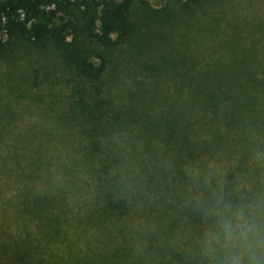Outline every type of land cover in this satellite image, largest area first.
<instances>
[{
	"label": "rangeland",
	"instance_id": "obj_1",
	"mask_svg": "<svg viewBox=\"0 0 264 264\" xmlns=\"http://www.w3.org/2000/svg\"><path fill=\"white\" fill-rule=\"evenodd\" d=\"M130 20L82 43L99 82L48 42L0 53V264H224L233 239L247 264L243 229L264 242V0H134Z\"/></svg>",
	"mask_w": 264,
	"mask_h": 264
},
{
	"label": "trees",
	"instance_id": "obj_2",
	"mask_svg": "<svg viewBox=\"0 0 264 264\" xmlns=\"http://www.w3.org/2000/svg\"><path fill=\"white\" fill-rule=\"evenodd\" d=\"M133 3L134 0H0V53L4 51L6 44L12 46L10 42L14 41L33 45L48 42L67 58L65 64H70L78 76L84 80L99 82L107 68L108 58L101 52L93 55L82 43L89 41L102 48H111L123 42L132 31L130 18ZM69 37L71 40L67 41ZM263 81L264 78L259 80L261 83ZM234 91L233 87L228 90V103L237 101V96L231 93ZM219 95H223L220 89ZM219 95H211L210 98L217 99ZM227 113L229 121L232 120L234 113ZM103 114L102 109L99 116ZM98 118L97 125H101L103 119ZM166 125L169 128L171 124L166 122ZM170 131L173 133L175 128H169ZM181 134L186 137V134ZM185 137L182 138L183 142ZM178 148L180 151L177 156L187 154L185 146L181 149L179 143ZM100 160L106 161V158ZM143 164L147 165V162L143 161ZM102 168L105 169L102 170L101 177L98 175V180L103 186L110 185V190H102L103 197L113 202L110 198L114 196L113 188H118L116 176L106 173L107 164L103 163ZM146 175L147 180H152L155 173ZM31 207L40 206L34 202Z\"/></svg>",
	"mask_w": 264,
	"mask_h": 264
},
{
	"label": "clouds",
	"instance_id": "obj_3",
	"mask_svg": "<svg viewBox=\"0 0 264 264\" xmlns=\"http://www.w3.org/2000/svg\"><path fill=\"white\" fill-rule=\"evenodd\" d=\"M240 236L242 237L240 247H243L248 253L247 264H264V258H262V255H264V242L256 241V237L251 234V229L248 227L243 229ZM254 241H256L255 246L253 243ZM236 247V241L233 239L232 251L230 255L226 257L224 264H243L239 252L235 251Z\"/></svg>",
	"mask_w": 264,
	"mask_h": 264
}]
</instances>
